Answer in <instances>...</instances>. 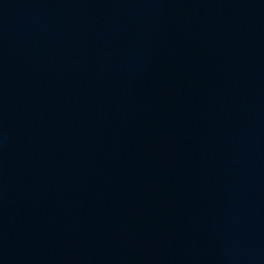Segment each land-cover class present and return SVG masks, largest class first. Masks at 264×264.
<instances>
[{
	"label": "water",
	"instance_id": "95a60500",
	"mask_svg": "<svg viewBox=\"0 0 264 264\" xmlns=\"http://www.w3.org/2000/svg\"><path fill=\"white\" fill-rule=\"evenodd\" d=\"M0 264H264V0H0Z\"/></svg>",
	"mask_w": 264,
	"mask_h": 264
}]
</instances>
